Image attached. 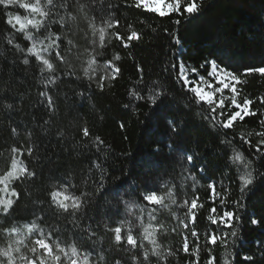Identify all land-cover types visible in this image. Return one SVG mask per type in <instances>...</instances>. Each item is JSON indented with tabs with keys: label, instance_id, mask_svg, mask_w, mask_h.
<instances>
[{
	"label": "trees",
	"instance_id": "1",
	"mask_svg": "<svg viewBox=\"0 0 264 264\" xmlns=\"http://www.w3.org/2000/svg\"><path fill=\"white\" fill-rule=\"evenodd\" d=\"M197 2L203 8L177 25L174 20L180 17L175 14L161 17L137 8L134 0H53L60 20L50 31L63 41L60 51L64 61L52 59L58 79L47 86L44 81L51 73L41 74V62L26 52L29 43L25 35L6 23V12L20 14V9L0 6V97H5L0 99V175L10 169L12 148L20 149L22 155L16 158L35 173L11 183L21 195L18 201L13 198L10 215L0 212V230L15 227L19 232L11 237L0 234V241L18 237L35 241L40 238L38 230L29 233L26 227L35 221L45 236L52 233L48 243L63 241L67 256L54 245L53 253L64 261L136 264L132 257L143 259L149 251L150 264H188L196 259L197 250L191 224L185 229L181 222H188L190 202L198 197L199 264L208 260V248H212L215 264H223L226 253L231 264H264V176H257V185L247 192V208L237 209L233 202L241 196L239 173L229 160L233 147L253 159L255 149L241 138L255 145L262 139L256 133L264 130L260 123L264 120V75L244 72L246 67L264 66V0ZM83 15L104 35L103 41L101 34L88 40L87 50L101 67L112 61L109 67L120 68L115 79L112 73L104 77L103 90L98 87L99 78L85 76L74 64L72 37ZM133 30L141 39L124 48L116 34L126 39ZM117 54L120 59L114 60ZM25 58L29 59L27 65ZM209 60L235 72L238 103L252 101L249 111L255 115L237 120L234 128L222 127L235 110L230 104L223 110L225 115H220L221 109L212 113L206 103L196 102L181 79V64L190 78L198 79L193 68L199 76H208L210 68L201 69L200 65ZM42 91L51 97V105L40 95ZM132 91L145 99L136 100ZM157 92L161 95L152 108L148 96ZM214 115L220 123L212 119ZM84 128L89 130L88 137L83 136ZM226 141L231 145L226 146ZM27 148L32 149V155ZM189 154L194 156L195 167L186 160ZM200 167L206 172L201 174ZM253 167L264 172L257 161ZM128 177L139 179L135 181L139 192L157 188L161 202H143L132 192ZM210 181L220 194L214 204L209 196ZM56 186H67L76 196L86 194L81 208L73 214L71 209L64 212L52 204L49 193ZM125 190L129 195H123ZM118 191L120 197L116 198ZM212 207L217 208L216 215L234 211L243 222L233 220L232 228H213L207 220ZM253 215L261 220L258 227L250 222ZM120 221L126 222L122 235L131 226L133 236L142 238L147 229L156 243L144 240L145 247L135 249L126 243L118 245L110 229ZM206 232L217 233L215 246H206ZM184 236L193 255L182 250ZM221 238L227 245L219 243ZM72 245L77 248L76 255L71 252ZM153 248L159 255H151Z\"/></svg>",
	"mask_w": 264,
	"mask_h": 264
},
{
	"label": "snow or ice",
	"instance_id": "2",
	"mask_svg": "<svg viewBox=\"0 0 264 264\" xmlns=\"http://www.w3.org/2000/svg\"><path fill=\"white\" fill-rule=\"evenodd\" d=\"M135 6L137 8H143L148 12L158 14L161 17L164 16H171L175 14L177 17H180L179 19L174 20V23L177 25H180L183 21H186L191 17L192 15L198 13L203 6L198 4L197 0H134ZM46 4L49 7H55L53 0H46ZM0 6H3L4 9H9L12 7L20 8L25 10V12L28 14V17H25L22 19L21 15L18 13H13L12 11L6 12V23L16 31H19L25 35V38L33 41L32 45L30 47H27L26 52L28 54H34L36 56V59L41 62L40 66V72L43 75L45 72L51 73L46 80L44 81L45 85H52L55 84L58 77L55 75L56 68L54 67V64L52 62V59L59 60L61 62L64 61L63 55H61L60 51V44L63 43L61 38L59 36H56L53 34L50 30H48L47 26V20L49 17V11L45 10V6L41 4V0H15L13 3L12 0H0ZM39 17V18H37ZM18 26V27H17ZM29 27L35 31V33H40L42 29L48 31L47 36L44 37L43 40H39L37 36L33 34V32L28 31ZM111 27V25H109ZM101 41L104 40V35L101 33L100 36ZM116 39L121 42V45L124 48L130 47V43L133 40L139 41L141 39L140 35L135 31H131L130 34L126 37L120 36L118 33L116 34ZM44 40H47L48 43L45 44ZM177 43H181L180 40L176 41ZM9 44H12L13 41L11 39L8 40ZM37 43L41 45V48L39 51L37 50ZM16 48H20L19 44L15 45ZM23 52L24 49H21ZM47 56V58H46ZM120 56L117 54L114 57V60H119ZM23 63L27 65L29 63V59L25 58L23 60ZM92 63H95L94 60L89 61V65L91 66ZM109 66L112 65V61H109ZM201 69L210 68V70L207 71L208 77L212 78L215 83H210L208 80H206L203 76L198 75V70L193 68L192 72L194 74H197L199 83H197L195 80H190L187 75L184 72V65H180V73H181V79L183 81V84L185 88L192 93H194L196 102L197 103H206L212 113H216L217 109H221L220 115H225L224 109L229 107V105L226 103L228 100L227 97L223 95L225 90H228L231 87V98H230V105L232 108H234V111H230V114L227 117V120L222 123V127L224 128H234L235 122L237 120L243 121L246 116L248 115H255V113H251L249 111V106L252 104L251 100L245 99L243 101V104L237 102V89L235 86L231 85V81H238V77L236 76L235 72L230 70L228 67L223 66L222 63L217 62L216 60H209L205 61L203 64L200 65ZM139 71L142 70L138 69ZM244 72L247 74L252 73H259L261 75H264V66L261 67H246L244 69ZM120 73L119 67H113L112 68V75L111 78L115 79L116 76ZM85 76L89 75V70L86 68L84 70ZM231 78V81H229L228 78ZM91 79V77H89ZM104 77L100 78V82L98 83V87L103 90L104 84H103ZM142 75H141V82H142ZM220 94V99L217 101L215 99L216 95ZM41 96H44L47 98V101L49 105H51V97L48 96L47 91H42L40 93ZM132 97H134L136 100H143L145 97L141 95L139 92L132 91L130 93ZM161 93L157 92L153 95H149L148 99L152 103V108L157 105V97H159ZM5 97H0V99H4ZM9 108L12 107V105H8ZM128 105H125V108H127ZM214 121L217 123H220L219 120L216 119V116L214 115L212 117ZM172 122L169 121V124ZM260 123L264 125V120H261ZM172 132H176V128H171ZM13 132H15V129H13ZM89 130L87 128L83 129V136L88 137L89 136ZM256 135L262 137L260 141H258L255 145H253L251 140L241 138L243 143H246L249 145L250 148H254V152L252 153L253 159L246 158L243 153L239 152L235 147H233V154L229 157L230 163L236 167L237 172L239 175L236 177L240 182L239 191L241 193L240 199L234 201V205L237 209H246L247 204L245 201V196L247 192L251 191L258 183L257 176H264V172H257L253 167V162L257 161L261 166H264V130L259 131L256 133ZM100 138H97L99 140ZM226 146L231 145V141H226ZM12 153L14 154L11 158L10 163V169L5 171L2 175H0V184H3V188H0V192H4L8 194L7 199H0V212H3L6 216L10 215V210L12 209V205L14 203L13 197L16 198L18 201L20 198V193H18L15 190V187H11V182L14 180H18L21 177H34L35 173L32 171H29L26 166H24L23 160L16 159V155H22L19 148H12ZM28 155H32V149L27 148L26 149ZM186 160L189 164H194V156L192 154H189L186 156ZM97 167H100L97 165ZM199 172L205 173L206 168L200 167ZM191 179L194 182L198 181L196 180L195 176H192ZM139 179L134 177H128V183H132V192L135 193L143 202L148 204H157L160 203V199L157 197L156 192L158 189L151 191L144 190L143 192H139L135 187V181ZM262 182V181H261ZM141 184H144L143 181H140ZM124 181L121 180V189L124 188ZM103 186V185H102ZM208 188L211 189V192L209 193L210 200L214 204L215 203V197L219 196L220 194L215 191V183L210 181L208 184ZM106 190V189H105ZM116 198L120 197V191L115 192ZM50 199L52 204L56 205L57 208L63 210L64 212H69V210H72V213L74 214L76 211H78L82 203H84L82 197L86 194H81V196H76L74 194L69 193V189L67 186H56L50 193ZM124 196L129 195L128 191L125 190L123 193ZM198 197L193 198L190 202L189 212H188V222L182 221L185 229L189 228V224H191L190 229V235L195 241V247L197 250L196 259L191 260L188 262V264H199L198 259V251L201 247L199 243V233L196 230L197 229V215L195 212V209H197ZM127 204V201H125ZM186 205L189 204L187 200L184 202ZM220 204L224 205L225 200L221 199ZM217 208L212 207L209 210V215L207 216V220L210 222V225L213 228H218L219 226H223L225 228H232V221H239L242 223L243 221L240 219V217L237 216V214L234 211L230 210H224L222 215H216ZM251 224L254 226H259L261 223V220L258 219L255 215L251 216L250 218ZM125 221H120L119 226H116L110 231L114 233V239L115 242L118 245H122L126 243L130 249L135 248H144L145 245L143 243L144 240H148L150 244H155V239H152L147 234V229H145V234L142 238L134 237L132 234V228L131 226L128 227L126 235H122V229L125 228ZM27 231L29 233L33 232V230H38L39 237L34 241V246L30 249V251L33 253L32 258L25 257L23 255H19L20 249L19 248H13L12 244L9 243L6 248L0 249V264H18V261L23 262V264H46V260L42 255L37 254L38 249L42 250V253L46 254L48 257H53V259L57 262L60 261V256L56 255L53 256V245L55 246L56 250L59 252L65 253L67 256V253L65 252L64 248L61 247V243L63 241L60 240H53L52 244L48 243V240H52V233L49 232L47 236H45V233L42 229H38V226L36 225L35 221L31 224V226H26ZM107 227V224L105 225ZM19 232L18 228H4L0 230V234H5L6 237H11L13 234H16ZM94 234V233H93ZM233 237H235V233H232ZM138 239L140 242L138 243ZM184 243L182 246V250L184 251L185 255H193L192 247L188 243L187 236L183 237ZM218 243V236L216 232H206L205 233V244L215 246ZM219 243L227 245V241L225 239H220ZM209 251V258L205 262V264H215V257L211 255L212 248H208ZM71 252L73 255L77 254V248L75 245L71 246ZM15 253V254H14ZM172 253L170 252L169 255ZM151 255H159L157 253L156 249L153 248L151 250ZM230 254H225V259L223 261V264H231V261L228 259ZM132 259L136 261V264H150V252L145 251L143 254V259H139L136 256H133ZM245 260L251 261L252 257H244ZM88 256L85 255V261L87 262ZM71 264H77L76 259L71 260ZM117 264H119V261H117Z\"/></svg>",
	"mask_w": 264,
	"mask_h": 264
},
{
	"label": "rangeland",
	"instance_id": "3",
	"mask_svg": "<svg viewBox=\"0 0 264 264\" xmlns=\"http://www.w3.org/2000/svg\"><path fill=\"white\" fill-rule=\"evenodd\" d=\"M12 2L14 3L15 0H12ZM41 4L43 6H45V10L49 11L47 26H48V30H50V28L54 24L59 23L60 19L58 17V12L56 11L55 7L47 6L46 0H41ZM18 9H20V8H18ZM20 11H21L20 15H21L22 19H24L25 17H28V14L25 12V10L20 9ZM28 18H31V17H28ZM37 18H39V17H37ZM28 31L33 32V34L35 36H37L39 40H43L44 37L47 36V34H48V31H46L44 29H42L40 33H35V31L29 27ZM102 32H103V30L101 28H99L98 26L91 23V21L86 16L83 15L81 17V19L78 20V22L75 26L74 36L72 37L73 43H74L75 48H76V52H75V56H74L75 66L82 73H84V70L87 68L89 70V76H91L93 78H99V79L101 77L109 76L112 73V68L109 66L101 67L100 65H98L97 62L95 61L93 55L91 54V52L87 50L86 42H88V40L96 38ZM28 43H29V47H30L32 45L33 41L28 40ZM44 43L47 44L48 41L44 40ZM40 48H41V45L39 43H37V50L39 51ZM32 55H34V54H32ZM46 58H47V56H46ZM91 60H94L95 63H92L90 66L89 61H91ZM185 74L187 75V77L190 80H195L197 83H199V79L190 78V74H188V73H185ZM203 77L206 80H208L210 83H215V81L212 78H210L208 76H203ZM228 79H229V81H231L230 77ZM237 83H238V81H231V85L235 86L236 88H237ZM223 95L228 98L226 103L230 104V98L232 95L231 87L228 90H225ZM215 99L218 101L220 99V94H217ZM16 159L20 160V158H16ZM0 188H3V184H0ZM7 198H9L8 194H6L4 192H0V199H7ZM158 198L160 199V197H158ZM9 243L12 244L13 248H19L20 249L19 255H23V256L28 257V258L33 257V253L30 251V249L34 246V241L23 240L20 237L16 238L15 240L11 239V240H7V241H0V249L6 248ZM37 254L42 255L44 257V259L46 260V264H71V261H64L61 258H60V261L57 262L53 259V257H48L46 254L42 253V250H39V249H38ZM53 256H56V255L53 253ZM18 264H23V262L18 261ZM77 264H80V263L77 261Z\"/></svg>",
	"mask_w": 264,
	"mask_h": 264
}]
</instances>
